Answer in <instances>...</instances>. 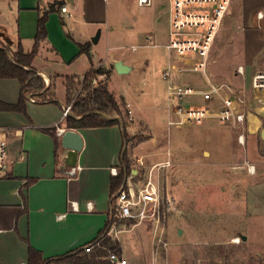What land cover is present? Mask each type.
Returning a JSON list of instances; mask_svg holds the SVG:
<instances>
[{
	"label": "rangeland",
	"instance_id": "rangeland-1",
	"mask_svg": "<svg viewBox=\"0 0 264 264\" xmlns=\"http://www.w3.org/2000/svg\"><path fill=\"white\" fill-rule=\"evenodd\" d=\"M233 1L212 49L210 74L215 82L229 86L244 100L248 122L242 129L220 123L185 124L194 126L189 130L190 138H181L172 145L169 137L152 140L154 134L144 128L133 135L126 129L125 153L130 151L131 157L127 158L137 171L128 177L138 188L152 175L159 181L163 198L159 223L150 218L119 224L110 232L113 239L121 238L129 257L127 264H152L154 252L163 261L168 251L178 245V237L188 243L189 254L194 258L178 252L169 264H264V114L252 94V78L264 69V36L258 33L256 45L253 44L256 48L248 46L245 16L234 12ZM81 3L77 18L84 19L85 5L93 7L94 18L103 16L94 33L95 36L103 31L96 47L98 57L106 58L108 46L112 45L119 46L117 58L131 54L138 59L131 72L114 71L110 91L131 99L139 106V114L166 124L169 99L161 74L169 62V54L164 46H154L153 42L156 39L162 44L168 40L169 0H154L151 6H140L137 0H81ZM256 7L264 10L262 5ZM77 25V30L87 37L94 32L87 31L82 23ZM259 31L264 33V28ZM66 37L72 43L68 33ZM60 44L68 49L67 43ZM240 65L245 67V74L238 73ZM97 67L108 74L98 75L94 83L108 86L113 65ZM56 91L58 97L66 96L62 82H58ZM81 92L82 84L72 100ZM119 101L126 128L132 121L125 111L126 101L122 97ZM242 131L244 143L239 141ZM161 150H166L168 156L160 157ZM161 231L163 241L159 242Z\"/></svg>",
	"mask_w": 264,
	"mask_h": 264
},
{
	"label": "crops",
	"instance_id": "crops-1",
	"mask_svg": "<svg viewBox=\"0 0 264 264\" xmlns=\"http://www.w3.org/2000/svg\"><path fill=\"white\" fill-rule=\"evenodd\" d=\"M54 1L0 0V43L11 51H16L21 46L25 52H30L37 32L40 15L38 8L44 11ZM60 1H64L63 5L67 6L68 12L58 9L49 14L48 36L41 42L33 61L34 67L48 85L53 79L56 88L58 82H62L66 89L67 76H75L79 80L92 67L112 64L114 70L108 79L109 88V81L116 70V61L121 60L129 65V72L133 66H137L138 59L131 54H122L117 58L119 46H108L109 53L106 58L98 57L95 54L96 47L102 39L103 31L100 30L97 43H93L92 38L98 24L103 22V16L97 14L99 19L94 18L93 7L85 5L82 13L84 19L81 20L77 18L81 0H74L72 3ZM256 5L264 6V0L233 1L234 12H242L245 16L249 47L256 43L254 39L258 33L264 36L259 31L264 28V10L258 9ZM80 23L85 25L87 31L94 32L88 37L82 34L77 30V24ZM67 33L72 43L66 37ZM106 38L108 42V34ZM88 42L91 43L93 65L86 53H80L78 46V43ZM60 43H67L68 49H63ZM135 69L138 70L139 67ZM20 90L21 84L17 78H0V101L17 103ZM138 90L137 84L136 92ZM115 97L119 104L120 97L126 104H130L133 118L125 128L129 134L133 135L144 128L154 134L152 140L155 137L157 140L169 137L170 145L182 140L181 138H190L189 130L194 126L171 127L168 124L169 100L166 106V124H161L159 120L139 114V106L131 99L122 94ZM57 98L63 103V108L55 103L38 104L28 98V116L18 111L0 110V128L6 129L12 160V175L0 176L1 264H28L29 241L45 257L71 252L96 238L108 219L112 168L119 169L122 154L128 148L123 139L122 127L113 125L73 128L79 133L82 146L77 152L65 148L61 136L58 135L56 143L53 135L42 130L48 128L56 131V123L60 127H67L65 119L62 118L66 96ZM120 107L123 108L121 104ZM128 109L127 107L126 113ZM154 144L155 141H152L153 146ZM128 145L130 147L131 143ZM172 151L171 148L169 154ZM168 152L161 150L160 157L168 156ZM127 156L131 157L130 151ZM75 167L77 169L72 173ZM132 173L136 174L137 171L134 169ZM27 182L29 185L26 186ZM119 241L122 257L129 260L121 238ZM177 244L168 251L167 258H163V261L159 259V253L154 252L152 264H169L178 252L187 258H194L189 254L186 241L183 242L178 237Z\"/></svg>",
	"mask_w": 264,
	"mask_h": 264
},
{
	"label": "built area",
	"instance_id": "built-area-1",
	"mask_svg": "<svg viewBox=\"0 0 264 264\" xmlns=\"http://www.w3.org/2000/svg\"><path fill=\"white\" fill-rule=\"evenodd\" d=\"M232 1L169 0L168 40L161 44L154 39L153 45L164 46L169 54V62L162 71V78L167 85L168 124L171 127L220 123L245 128L248 122L244 100L229 86L215 82L210 74L212 49ZM137 3L140 6H151L154 0H137ZM60 9L64 13L68 12L66 5ZM132 50L135 51L136 46H133ZM237 71L239 74H245V67L240 65ZM252 94L264 114V69L252 78ZM74 100L64 106L62 118L67 117ZM126 106L129 108L128 117L132 120L130 104ZM55 127L56 134L62 136L65 128L60 127L58 123ZM245 139V132L242 131L239 141L244 143ZM76 169L73 168L72 173ZM10 170L12 160L6 129L0 128V176H8ZM118 173V168H112V175ZM114 196V209L119 219L143 222L151 218L154 222H160L158 212L163 198L159 181L152 175L138 188L134 186L132 179L127 177ZM116 226L114 225L110 232L114 231ZM162 236L161 231L159 242L163 241ZM164 244L167 246V242ZM97 246L96 243H87L84 252H91ZM109 258L115 264H127V259L119 257L116 253L111 252Z\"/></svg>",
	"mask_w": 264,
	"mask_h": 264
},
{
	"label": "trees",
	"instance_id": "trees-1",
	"mask_svg": "<svg viewBox=\"0 0 264 264\" xmlns=\"http://www.w3.org/2000/svg\"><path fill=\"white\" fill-rule=\"evenodd\" d=\"M64 4V1H54L48 9L41 11L38 8L40 15L38 18L37 32L33 49L30 52H25L23 48L16 51H11L8 47L0 43V78H17L21 84L20 98L17 103H5L0 101V110H11L24 113L28 116L27 100L28 97L38 104L55 103L63 108V103L60 102L56 95L55 81L52 79L48 85L44 77L34 67L33 61L38 54L39 47L42 41L48 36L47 22L49 14L57 11ZM80 53H86L93 65L92 56L90 53L91 43H78ZM100 74L107 75L103 68L92 67L86 72L84 79L80 81L75 76H67L66 99L65 105L69 104L73 98L75 90L82 84L81 94L74 100L71 106V112L75 116L67 115L65 122L68 128H85V127H102L120 125L122 127V135L124 141L127 139V132L122 116V110L118 100L113 92L110 91L107 85L103 83H94L96 77ZM43 131L50 133L56 138V131L48 128H43ZM133 169L126 153L122 154L119 173L113 175L110 185V210L108 211V219L104 227L100 230L97 237L88 243L98 244L91 252H84V244L71 252L54 257H45L43 253L35 248L29 241V258L28 264H115L110 258L111 252L122 257L121 242L118 239H113L110 231L114 225L121 223H133L132 220H121L117 216L115 206V194L121 189L125 183L127 176L132 173ZM31 182V181H29ZM26 183V186L29 185ZM1 264V263H0Z\"/></svg>",
	"mask_w": 264,
	"mask_h": 264
},
{
	"label": "water",
	"instance_id": "water-1",
	"mask_svg": "<svg viewBox=\"0 0 264 264\" xmlns=\"http://www.w3.org/2000/svg\"><path fill=\"white\" fill-rule=\"evenodd\" d=\"M69 3L74 2V0H66ZM100 38V31L97 33V35H95L92 38V42L93 43H97L98 40ZM115 69L119 72V73H127L130 71V66L125 64L123 61L119 60L115 62ZM29 99H31V96L28 97ZM69 115L71 116H75V114L73 112H69ZM62 138V145L65 148H68L74 152H77L80 150L81 146H82V139L79 135V133L74 130L73 128H68L65 127V131L61 136ZM12 170L9 171V176L12 175ZM128 177V176H127ZM243 239H246V236L242 237Z\"/></svg>",
	"mask_w": 264,
	"mask_h": 264
}]
</instances>
